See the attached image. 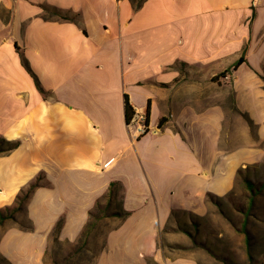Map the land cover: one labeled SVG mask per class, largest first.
Listing matches in <instances>:
<instances>
[{
    "label": "crops",
    "instance_id": "obj_1",
    "mask_svg": "<svg viewBox=\"0 0 264 264\" xmlns=\"http://www.w3.org/2000/svg\"><path fill=\"white\" fill-rule=\"evenodd\" d=\"M263 77L264 0H0V138L17 143L0 152V208L38 181L0 223V256L44 264L52 235L76 242L111 188L127 215L97 223L95 264H198L165 228L264 164Z\"/></svg>",
    "mask_w": 264,
    "mask_h": 264
},
{
    "label": "rangeland",
    "instance_id": "obj_2",
    "mask_svg": "<svg viewBox=\"0 0 264 264\" xmlns=\"http://www.w3.org/2000/svg\"><path fill=\"white\" fill-rule=\"evenodd\" d=\"M254 173L242 178V183L225 197L210 198L203 216L175 212L165 231L167 235L176 234L180 243L171 244V247L195 252L198 264H262L260 256L264 250L257 244L253 221L260 218L256 205L261 197L264 199V164L256 167ZM246 179L251 181V189L246 185ZM104 207L105 203H101L95 214L110 215L117 211V202L100 212ZM17 223L28 227L26 220L20 219ZM97 223L84 247L79 241H59L52 235L44 264H95L107 230L106 225L98 226ZM0 264L9 263L0 256Z\"/></svg>",
    "mask_w": 264,
    "mask_h": 264
},
{
    "label": "trees",
    "instance_id": "obj_3",
    "mask_svg": "<svg viewBox=\"0 0 264 264\" xmlns=\"http://www.w3.org/2000/svg\"><path fill=\"white\" fill-rule=\"evenodd\" d=\"M130 1L132 3L134 10L138 9L142 5V3L144 2V0H130ZM47 10H49V8H47ZM49 11L51 13L58 15L62 19H70V17H68L66 14H62L60 12L53 10V9H50ZM242 61H243V58H240L238 61L235 62L234 67H236ZM226 72H229V69H226L225 71L220 73V75H225ZM263 79H264V77H263ZM132 113H133V111H132L131 107L129 106V104L127 103V98H126L125 120L127 123L131 120ZM161 121H163V119H161ZM161 121H160L159 125H161ZM16 144L17 143H14L12 141H7L3 138H0V152L9 151V150L13 149L16 146ZM245 182H246V185L251 189V187H252L251 181L246 179ZM37 185H38L37 180L31 182L26 189L22 190L21 193L16 196L15 203L13 205L6 206L4 208H0V223L7 218L13 219L14 214L16 212L22 210L24 203L29 198L31 192L33 191V189ZM111 185H113V184H111ZM112 196H113V192L110 188L108 195H107L106 205L103 209L99 210L100 212H103V211H105V209H108L110 207V205L112 203V201H111ZM210 198L211 197L209 196L208 199H210ZM100 207H101V203L97 202L96 207L89 212L88 222L78 237L77 241H79L81 243V246H83V247L87 244L88 238H89L92 230L95 228L97 221H99L100 219H102L103 217H106V216H118V217L123 218L127 215V212L123 211L122 209L120 211H115V212L111 213L110 215L95 214L96 210L100 209ZM4 211H6V213H4ZM57 226H58V224H57Z\"/></svg>",
    "mask_w": 264,
    "mask_h": 264
},
{
    "label": "built area",
    "instance_id": "obj_4",
    "mask_svg": "<svg viewBox=\"0 0 264 264\" xmlns=\"http://www.w3.org/2000/svg\"><path fill=\"white\" fill-rule=\"evenodd\" d=\"M136 122L135 133L137 135H142L146 133L150 128L147 122L146 113L140 112L138 110H134L132 113L131 120L127 123V125H131V123Z\"/></svg>",
    "mask_w": 264,
    "mask_h": 264
}]
</instances>
